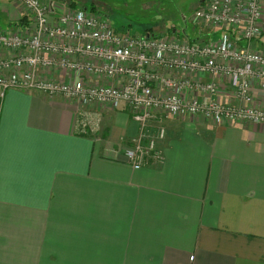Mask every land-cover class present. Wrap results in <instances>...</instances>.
<instances>
[{
	"label": "crops",
	"instance_id": "1",
	"mask_svg": "<svg viewBox=\"0 0 264 264\" xmlns=\"http://www.w3.org/2000/svg\"><path fill=\"white\" fill-rule=\"evenodd\" d=\"M0 13L15 28L30 21L14 0ZM210 31L195 40L223 33ZM251 46L264 51V39ZM252 93L264 108L257 82ZM217 98L241 105L224 81ZM157 125L162 159L135 170L124 152L140 128L125 104L0 89V264H264V124L197 115Z\"/></svg>",
	"mask_w": 264,
	"mask_h": 264
},
{
	"label": "built area",
	"instance_id": "2",
	"mask_svg": "<svg viewBox=\"0 0 264 264\" xmlns=\"http://www.w3.org/2000/svg\"><path fill=\"white\" fill-rule=\"evenodd\" d=\"M14 2L30 21L23 29L0 30L2 92L37 91L85 107L117 109L125 104L140 128L124 152L135 170L162 159L158 144L166 128L156 123L169 118L198 115L217 123L264 124V108L252 105L253 82L264 92V51L251 46L264 39V0H204L194 20L223 30L218 40L208 41L118 32L105 15L68 2ZM43 70L70 73L73 80L47 78ZM93 77L107 83H90ZM205 77L210 80L200 79ZM113 80L117 83L111 84ZM221 81L227 82L240 106L217 98ZM90 125L88 118L83 127Z\"/></svg>",
	"mask_w": 264,
	"mask_h": 264
},
{
	"label": "rangeland",
	"instance_id": "3",
	"mask_svg": "<svg viewBox=\"0 0 264 264\" xmlns=\"http://www.w3.org/2000/svg\"><path fill=\"white\" fill-rule=\"evenodd\" d=\"M57 1L73 3L77 9H87L89 12L105 15L111 20L116 31L127 32L134 36H146L148 33L157 36L176 35V38L193 41L202 33L208 35L210 31L209 27L194 20L195 12L202 0ZM92 7L95 8L94 11ZM13 28L14 26H10L5 16L0 13V29L9 31ZM219 34L214 33L211 37L218 40L221 36Z\"/></svg>",
	"mask_w": 264,
	"mask_h": 264
},
{
	"label": "trees",
	"instance_id": "4",
	"mask_svg": "<svg viewBox=\"0 0 264 264\" xmlns=\"http://www.w3.org/2000/svg\"><path fill=\"white\" fill-rule=\"evenodd\" d=\"M71 5H72V7L76 8V6L73 3H71ZM94 10H95V8L92 7V11H94ZM25 21L27 22V18H23L22 22H25Z\"/></svg>",
	"mask_w": 264,
	"mask_h": 264
}]
</instances>
